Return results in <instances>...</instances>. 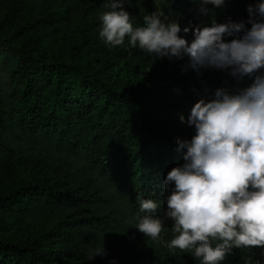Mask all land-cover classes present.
Returning a JSON list of instances; mask_svg holds the SVG:
<instances>
[{"label": "trees", "instance_id": "16d2710c", "mask_svg": "<svg viewBox=\"0 0 264 264\" xmlns=\"http://www.w3.org/2000/svg\"><path fill=\"white\" fill-rule=\"evenodd\" d=\"M259 0H230L215 9L217 23L248 21ZM110 0H0V264H67L64 257L93 252L71 264H200L189 252L167 244L174 221L164 219L159 241L137 228L140 199H154L164 218L169 171L184 163L191 139L187 120L201 98L216 90L238 92L254 77L238 80L231 69L191 68L189 57L161 58L126 38L122 46L100 38V15ZM124 7L135 26L157 11L154 0H130ZM200 0H163L159 10L184 27L210 24ZM78 22L74 39L63 31ZM250 27V24L248 25ZM49 43L50 53L28 38ZM242 35V34H241ZM235 37L225 36L230 41ZM51 50H54L55 53ZM178 62L176 77L156 76ZM126 63L124 78L115 66ZM261 71H264L262 69ZM181 116L184 120H181ZM64 225L62 243H47L37 224ZM221 264H264V248H234Z\"/></svg>", "mask_w": 264, "mask_h": 264}, {"label": "clouds", "instance_id": "9594fccd", "mask_svg": "<svg viewBox=\"0 0 264 264\" xmlns=\"http://www.w3.org/2000/svg\"><path fill=\"white\" fill-rule=\"evenodd\" d=\"M130 0H110L102 13L99 32L106 45L128 44L156 57H189L191 68L231 69L238 80L254 82L238 92L216 90L212 99L201 98L187 120L194 126L191 139L177 138L186 149L184 163L169 171L164 189L171 188L164 203L165 217L157 215L154 199H140V212L133 227L148 239L159 241L164 219L174 221V238L167 244L175 254L189 252L200 264H221L234 248H264V0L249 6L248 21L217 23L215 9L230 0H200L211 13L210 24L184 27L192 31L189 41L181 36L180 24L159 10L135 26L124 7ZM250 24V27L248 26ZM242 34V35H241ZM225 36L235 37L230 41ZM181 120L184 117L181 116ZM104 244L90 256L105 255Z\"/></svg>", "mask_w": 264, "mask_h": 264}, {"label": "rangeland", "instance_id": "374dc122", "mask_svg": "<svg viewBox=\"0 0 264 264\" xmlns=\"http://www.w3.org/2000/svg\"><path fill=\"white\" fill-rule=\"evenodd\" d=\"M163 4V0H159V7H161ZM77 26H78V22H74L72 24L69 25L68 28H66L63 31V35H66V40H63L62 43L60 42H56L54 50L57 51L60 48H66L67 44L69 42H71L75 35H76V31L77 30ZM29 41H31L32 45H34L35 47H37V49H43L47 54L50 53V50L48 47L49 43L46 41H39V39H37V35H32L28 38ZM54 50H51L55 53ZM178 62L174 63L171 66L166 67L164 70H162L161 72L158 73V75L156 76V81L158 83H168L171 80H173L176 75H177V69H178ZM127 69H130L127 67L126 63H120V65L115 66V72L119 73L122 77L126 78L128 77L131 72L128 71ZM51 224L50 223H42V224H37L35 227H33L31 229V233H35L36 230H44L47 231L46 234V239H47V243L49 244H53V245H59L62 243V234L64 233V225L63 224H56L54 226L53 229H50ZM84 252L81 254H71V255H67L64 257L65 261L67 264H71L74 261H77L79 259H81L82 257H85L87 255H91V250L90 249H86L83 250ZM94 259V258H92Z\"/></svg>", "mask_w": 264, "mask_h": 264}]
</instances>
